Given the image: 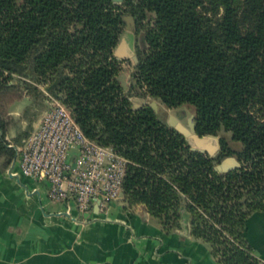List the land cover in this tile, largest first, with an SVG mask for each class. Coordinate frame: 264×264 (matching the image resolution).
<instances>
[{
	"label": "trees",
	"instance_id": "obj_1",
	"mask_svg": "<svg viewBox=\"0 0 264 264\" xmlns=\"http://www.w3.org/2000/svg\"><path fill=\"white\" fill-rule=\"evenodd\" d=\"M135 18L138 62L128 90L114 49ZM46 86L41 87V83ZM48 91L84 133L128 159L124 197L144 203L165 231L190 214V232L223 264H264L246 230L264 210V0H0V168L16 156L11 105L31 123ZM131 96L195 108L199 135L221 136L214 156L192 148L155 109ZM23 143V142H22ZM226 157L238 165L216 169Z\"/></svg>",
	"mask_w": 264,
	"mask_h": 264
},
{
	"label": "crops",
	"instance_id": "obj_2",
	"mask_svg": "<svg viewBox=\"0 0 264 264\" xmlns=\"http://www.w3.org/2000/svg\"><path fill=\"white\" fill-rule=\"evenodd\" d=\"M133 47L125 35L118 54L134 59ZM30 101L24 96L11 105L12 144L45 110L29 123L23 114ZM175 125L186 126L180 120ZM122 199L81 214L74 202L68 207L51 199L49 182L24 175L19 160L13 161L5 171L0 168V264H223L209 242L191 234L187 219L165 231L146 204L127 207ZM246 234L264 262V210L249 216Z\"/></svg>",
	"mask_w": 264,
	"mask_h": 264
},
{
	"label": "built area",
	"instance_id": "obj_3",
	"mask_svg": "<svg viewBox=\"0 0 264 264\" xmlns=\"http://www.w3.org/2000/svg\"><path fill=\"white\" fill-rule=\"evenodd\" d=\"M47 107L16 147L24 175L49 182V196L74 202L81 214L104 210L124 197L128 159L112 146L89 138L71 108L48 91Z\"/></svg>",
	"mask_w": 264,
	"mask_h": 264
},
{
	"label": "rangeland",
	"instance_id": "obj_4",
	"mask_svg": "<svg viewBox=\"0 0 264 264\" xmlns=\"http://www.w3.org/2000/svg\"><path fill=\"white\" fill-rule=\"evenodd\" d=\"M18 1L21 2L22 0H18ZM117 2L122 3L123 0H117ZM125 18H126V22L121 32V36L122 37L125 35L129 36V38L133 41V46L135 48L137 42H139L140 44H143L144 42L143 32H140L139 34H137L135 18L132 15H126ZM116 56L121 61V65H122V70L118 76L125 90H128V88L131 85L130 71H131V68L133 66V62L135 59H132L130 57H123L119 55L118 53L116 54ZM40 86L44 88L46 86V83L43 82L41 83ZM130 98L135 107H139L144 104H149V105L154 104L155 108L152 105L151 106L155 109L159 118L163 120L164 122L168 123L172 127L176 126L175 124L178 120L182 121L183 124L189 127V119L192 117L194 120L195 118V108L193 105L189 103H185L180 106L170 107V106H167L165 103H163L161 100L157 98H153V97L131 96ZM205 135H207L206 144H210V143L219 144L221 147V143H220L221 136H225L233 146H236V147L241 146L239 142L232 141L230 139V136H231L230 132L225 131V130H221L219 135H215V134H211L212 136H209L208 134H205ZM122 200L125 202V205L127 207H130L125 197H123Z\"/></svg>",
	"mask_w": 264,
	"mask_h": 264
},
{
	"label": "water",
	"instance_id": "obj_5",
	"mask_svg": "<svg viewBox=\"0 0 264 264\" xmlns=\"http://www.w3.org/2000/svg\"><path fill=\"white\" fill-rule=\"evenodd\" d=\"M117 1V0H115ZM126 15L124 16V21L126 22ZM122 36L120 35L119 37V41H121ZM119 41L115 47L114 50V55L116 56V54L118 53V47H119ZM134 47H133V52H134ZM134 57V64L138 62V57L136 54L133 55ZM119 78V76H118ZM120 79V78H119ZM154 108V104H151ZM177 129L183 134L185 135V137L187 138L188 142L191 144L192 148L195 150H199V151H206L208 152L210 155L214 156L218 153L219 149H220V145L219 144H206V137L207 135H199L196 131V123L193 120V118L191 117L189 119V127L183 126V125H178ZM209 136H212L211 134H208ZM238 165L237 160L234 157H226L224 158L219 164L216 165V169L223 171V170H228L231 169L235 166ZM187 221L190 223V214L188 213L187 215Z\"/></svg>",
	"mask_w": 264,
	"mask_h": 264
}]
</instances>
